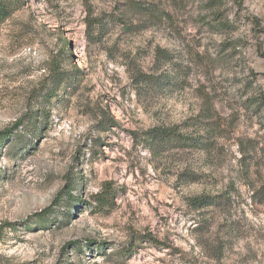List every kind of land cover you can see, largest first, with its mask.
Wrapping results in <instances>:
<instances>
[{
    "label": "rangeland",
    "instance_id": "374dc122",
    "mask_svg": "<svg viewBox=\"0 0 264 264\" xmlns=\"http://www.w3.org/2000/svg\"><path fill=\"white\" fill-rule=\"evenodd\" d=\"M129 1L0 21V264H264V0ZM174 125L210 147L131 134Z\"/></svg>",
    "mask_w": 264,
    "mask_h": 264
},
{
    "label": "trees",
    "instance_id": "16d2710c",
    "mask_svg": "<svg viewBox=\"0 0 264 264\" xmlns=\"http://www.w3.org/2000/svg\"><path fill=\"white\" fill-rule=\"evenodd\" d=\"M22 0H0V21L5 20L9 17L14 8L18 7ZM222 0H206L207 7L211 8L215 5L221 3ZM129 7L135 8L140 13H149V7L144 6L141 0H131L128 2ZM98 18H92L88 15L86 24L87 28L91 29L98 24ZM259 24L256 23V26ZM259 27V26H258ZM260 28V31H264V28ZM160 53L162 57H165L166 54L164 50L156 48V54ZM52 77L56 83L64 81L68 82V77L65 74H62L60 70L52 71ZM138 78H135L137 81ZM139 80L149 81L150 83H167L168 79L165 77L163 79L152 76L141 74L139 75ZM55 92L52 91V95ZM252 111H257V108H252ZM106 123L111 125H116V121L109 117L106 120ZM103 121H100V125H103ZM134 139L143 142L153 153H160L161 151L168 150L170 148H198V149H207L210 147V142L200 136H188L187 134L181 133L177 126H152L140 132H131ZM112 189L109 187V183L104 185V189L99 193L94 195V201L97 206H103L106 204L112 203ZM191 203L194 207H202L208 204L213 203V198L209 195H199L191 198Z\"/></svg>",
    "mask_w": 264,
    "mask_h": 264
}]
</instances>
